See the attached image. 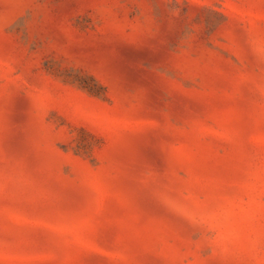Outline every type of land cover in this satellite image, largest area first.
<instances>
[{"label": "rangeland", "instance_id": "obj_1", "mask_svg": "<svg viewBox=\"0 0 264 264\" xmlns=\"http://www.w3.org/2000/svg\"><path fill=\"white\" fill-rule=\"evenodd\" d=\"M0 264H264V0H0Z\"/></svg>", "mask_w": 264, "mask_h": 264}]
</instances>
